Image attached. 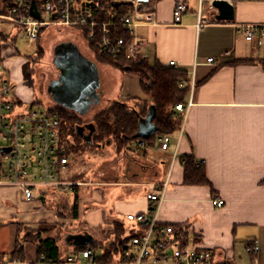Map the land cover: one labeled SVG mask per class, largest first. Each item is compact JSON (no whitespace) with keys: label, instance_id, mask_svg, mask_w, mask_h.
<instances>
[{"label":"crops","instance_id":"crops-1","mask_svg":"<svg viewBox=\"0 0 264 264\" xmlns=\"http://www.w3.org/2000/svg\"><path fill=\"white\" fill-rule=\"evenodd\" d=\"M180 1L186 2L189 10L182 22L175 24L173 12ZM211 1L155 0L157 22L138 27V33L147 40L144 59L151 66L159 63L169 67L175 62L173 68L185 71L189 84L194 80V90L186 100L192 106L182 135L179 132L171 135L166 151L161 149L159 137L149 142L146 154L136 151L124 158L116 151V156L103 165H113L116 172L104 173L102 167L95 175L106 178L103 184L117 188L123 198L107 208L99 207L97 204L105 202L102 192L90 187L102 183L85 181V177L78 182L82 185L73 191L79 198L77 216L73 209L76 197L62 196L57 207H47V197L40 193L42 187H37V199L27 202L20 188L0 183V256L15 251L18 224L24 223L44 231L48 237L59 235L62 249L69 251L63 255L67 260L83 247L75 246L68 240L69 236L90 235L94 241L104 242L105 230L123 220L120 217L125 220L129 214L146 212L147 195L158 193L159 188L167 184L158 219L162 225L186 226L184 245L212 251L214 264H264V47L247 41L241 28L264 26V0H227L235 11V18L230 22L216 20L217 11L211 7ZM201 22L205 24L200 25ZM56 28L58 31L66 29V35L71 38L59 45L71 44L98 68L101 93L105 74H119L124 78V72L98 60L81 32ZM45 31L43 29L36 42L42 44V48L49 41L43 40ZM10 33L0 28V52L4 59L2 80H7L12 88V101L27 107L40 106L35 79L40 68L38 52L32 60H15L16 52L7 39L13 36L15 41L16 36ZM211 58L215 59V64L208 62ZM126 76L141 84L138 77ZM55 80L50 81L46 90L49 100L43 92L52 105L49 109L63 108L76 113L49 95L48 90ZM114 101L100 102L106 108ZM155 154L162 156L156 159ZM190 155L204 166L210 186L185 184L184 157ZM69 173L72 175L73 170L64 178ZM140 188L142 191L138 190ZM215 199L223 200L224 207L217 208L213 203ZM125 223L136 229L132 223ZM254 242L260 247L256 255L246 251ZM25 250L26 261L21 264L39 261L33 244H27ZM82 264H87L86 260Z\"/></svg>","mask_w":264,"mask_h":264},{"label":"built area","instance_id":"built-area-1","mask_svg":"<svg viewBox=\"0 0 264 264\" xmlns=\"http://www.w3.org/2000/svg\"><path fill=\"white\" fill-rule=\"evenodd\" d=\"M123 8H128L126 13L120 11ZM188 10L186 2H178L173 12L174 23L180 24ZM34 12L39 13V19ZM156 22L155 0H109L107 3L104 0H0V24L21 29L31 43L38 42L43 29H75L83 34L95 52L114 61L121 57L129 61L144 59L143 48L147 40L138 33V27ZM241 28L247 41L264 47L263 25ZM208 62L215 64L216 61L211 58ZM170 66L174 67L175 62ZM3 70L4 59L0 52V183L20 188L27 202L37 199L38 186L63 192L75 191L82 184L64 179L70 159L66 148L61 145L59 113L12 101V88L7 80H2ZM194 87L193 80L190 91ZM191 106L192 103L188 102L173 110L174 120L181 124V135ZM27 138L31 140L30 144L22 142ZM158 140L163 151L169 149L171 135H162ZM144 146L142 141L141 147ZM35 166L38 168L34 169ZM166 189L167 184H163L158 193L147 195L149 206L146 212L127 215V221L141 233L132 239L121 264H214L212 251L182 245V241L174 237V227L160 223L159 209ZM213 203L217 208L224 207L221 199H215ZM246 251L258 254V242L248 245ZM93 255L92 250L76 251L60 264H82ZM0 264L21 263L0 258ZM34 264H46L44 256Z\"/></svg>","mask_w":264,"mask_h":264},{"label":"trees","instance_id":"trees-1","mask_svg":"<svg viewBox=\"0 0 264 264\" xmlns=\"http://www.w3.org/2000/svg\"><path fill=\"white\" fill-rule=\"evenodd\" d=\"M108 1L104 0L106 3ZM127 10L128 8L120 9L124 13ZM95 55L101 63L138 77L148 99H137V107L131 105L133 100L130 98L126 101H114L99 111L90 121L95 127L91 145L77 135V128L84 124L78 114L63 108H53L61 118L60 139L61 145L66 148L67 156L70 159L68 172L72 170L74 160L80 151L92 146L103 147L108 142H110L109 145H114L117 153L124 158L132 156L136 151L146 154L145 148L149 142L162 135H173L180 131L181 124L174 120L173 110L177 105L186 104L190 93L189 77L185 71L176 70L172 66L166 67L159 63L151 66L145 59L129 61L121 57L118 61H114L111 57L100 55L98 52H95ZM126 67L129 69L125 70ZM151 107L155 109L152 123L157 130L149 138L143 139L145 146L141 147L142 139L136 137L140 129V120L148 116ZM184 166L186 185L210 186L204 166L197 162L193 155L184 157ZM64 179L71 182H82L81 178L77 179L74 176ZM78 201L79 198L76 197L73 206L74 216H77ZM125 221L127 219L117 221L113 228L105 230L104 239L106 240L104 242L92 240L88 245L78 248L77 251H93L94 255L86 260L87 263L120 264L123 262L132 239L141 233L136 231L133 226L126 225ZM173 227L175 239L183 241L187 227ZM61 242L62 239L59 235L55 238L48 237L44 231L19 223L15 251L10 255H2L0 258L9 260L11 263H24L26 261L25 246L33 244L37 249L38 259L40 256H44L46 264H60L66 261L62 254ZM182 245H184L183 242Z\"/></svg>","mask_w":264,"mask_h":264},{"label":"rangeland","instance_id":"rangeland-1","mask_svg":"<svg viewBox=\"0 0 264 264\" xmlns=\"http://www.w3.org/2000/svg\"><path fill=\"white\" fill-rule=\"evenodd\" d=\"M0 28H3L4 31L11 32L10 33L11 35L15 34L14 36H16L15 41L13 40V36L10 38L8 37L7 39V42L14 47V51L16 52L17 56H15V60H19V59L32 60L33 57H35L38 52L37 61L40 62V68H38L39 70L35 75L36 83H38L36 84L38 89L37 101L40 102V106H42L43 108L45 109L51 108L52 105L48 104L47 100L43 96V92L46 93L50 81L57 79L59 76V70L53 63L54 49L61 42L68 41L71 39L69 36L66 35L65 33L66 29H61V31H58L56 27L47 28L43 35V40L45 41L49 40V41L47 42L45 48H42V44L31 43L28 40L25 33L17 27L0 24ZM123 74L125 75L124 78H122L119 74L113 75L108 73L104 75L102 82L104 88L102 89L103 93H101L102 104H104L103 102H105V100L126 101L130 98L131 100H133L131 105L137 107L136 105H137V99H139L138 97L140 98L147 97V95L144 93L141 87V84H139V81H137L136 79L128 78V76H126L127 74H131V73H123ZM47 98L49 100L48 94H47ZM101 102L96 105V107L89 115L80 117L83 122H90L93 119V116H95V114H97L99 111L105 108L101 104ZM22 142L26 144H30L31 140L27 138L26 140H22ZM115 156H116V149L114 145L105 144L101 148L93 147V146L89 148H85L84 151H80L77 154L76 161L74 162L72 169L73 174L71 175V173H69L70 175L68 176L69 178L74 176L77 179L78 177L81 179L86 177L84 179L85 181L102 183L101 186L95 185L93 187H90V189L92 190H100L102 192L105 202L102 205L97 204L99 207L103 206L104 208H107L110 204L113 205V201L123 198V194L120 193L117 188L107 187L105 184H103L104 182L107 181L106 178L95 175L96 171L101 170L102 167L104 173L114 174V172L116 171H114L113 165L112 166L109 164L105 166L103 165L106 164L111 159H113ZM161 156L162 155L155 154L156 159ZM37 168H38L37 166L34 167V169ZM83 189L84 188L80 189V192L81 190L83 191ZM138 190L142 191L141 188ZM40 193L44 194L47 197V207H49L50 205L57 207L61 202L60 200L62 196H69L70 198L76 197L75 193L73 192L64 193L58 189L57 190L40 189ZM37 202H39V200H37ZM39 203L42 204L41 202ZM120 218L124 220L123 217ZM62 251H63L62 252L63 255H66L69 252V251L66 252L64 248L62 249Z\"/></svg>","mask_w":264,"mask_h":264},{"label":"water","instance_id":"water-1","mask_svg":"<svg viewBox=\"0 0 264 264\" xmlns=\"http://www.w3.org/2000/svg\"><path fill=\"white\" fill-rule=\"evenodd\" d=\"M211 7L217 11L215 15L218 21H233L235 18L234 6L227 0H212ZM35 9V7H33ZM36 18H40L38 12H34ZM54 64L59 70L57 81H53L48 93L55 102L65 108L75 111L78 115H86L101 101L100 76L98 68L82 57L71 44H61L56 48ZM129 68L126 67L125 70ZM155 115L154 107H151L148 116L140 120V129L137 138L147 139L156 132L152 123ZM88 129V133L84 132ZM95 131L93 124L77 128V135L87 144H92V136ZM108 145L110 142L107 143ZM101 147V146H99ZM5 151H9L5 150ZM45 201V198H42ZM75 246H84L92 242L90 235L69 236Z\"/></svg>","mask_w":264,"mask_h":264},{"label":"flooded vegetation","instance_id":"flooded-vegetation-1","mask_svg":"<svg viewBox=\"0 0 264 264\" xmlns=\"http://www.w3.org/2000/svg\"><path fill=\"white\" fill-rule=\"evenodd\" d=\"M56 66V65H55ZM60 74V73H59ZM59 77V76H58ZM58 79H56L55 81H57ZM91 124L90 122H84V124H82L81 126H87ZM88 133V129H86V131L84 132V134H87Z\"/></svg>","mask_w":264,"mask_h":264}]
</instances>
